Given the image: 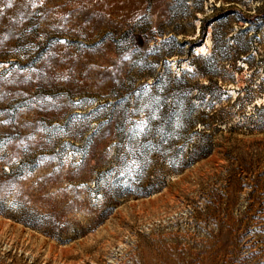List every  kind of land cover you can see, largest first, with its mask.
Listing matches in <instances>:
<instances>
[{"label": "rangeland", "instance_id": "obj_1", "mask_svg": "<svg viewBox=\"0 0 264 264\" xmlns=\"http://www.w3.org/2000/svg\"><path fill=\"white\" fill-rule=\"evenodd\" d=\"M0 264H264V0H0Z\"/></svg>", "mask_w": 264, "mask_h": 264}, {"label": "trees", "instance_id": "obj_2", "mask_svg": "<svg viewBox=\"0 0 264 264\" xmlns=\"http://www.w3.org/2000/svg\"><path fill=\"white\" fill-rule=\"evenodd\" d=\"M211 21H212V19H211V20L206 19V20H203V21H202V29H203V32H204V33L206 32L207 26H208V24H209Z\"/></svg>", "mask_w": 264, "mask_h": 264}]
</instances>
